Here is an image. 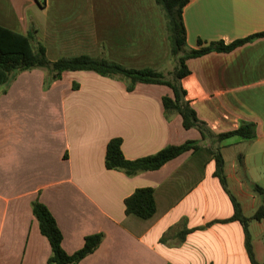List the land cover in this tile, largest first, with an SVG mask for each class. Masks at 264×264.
Returning <instances> with one entry per match:
<instances>
[{"label":"crops","instance_id":"1","mask_svg":"<svg viewBox=\"0 0 264 264\" xmlns=\"http://www.w3.org/2000/svg\"><path fill=\"white\" fill-rule=\"evenodd\" d=\"M182 19L188 49L229 44L264 32V0H189ZM0 25L34 30L33 45L50 60L87 54L129 68H173L155 0H0ZM186 63L185 98L211 132L254 123L252 138L219 143L228 187L251 216L264 206V36ZM43 78L42 69L24 70L0 88V264H46L51 249L31 210L36 199L53 214L67 253L103 233L77 264H251L242 225L223 221L233 207L204 145L132 176L104 165L112 137L127 159L201 139L179 114L165 113L168 86L127 91L123 80L90 70L65 71L46 89ZM144 186L154 190L155 213L126 214L124 198ZM249 231L262 263L264 217Z\"/></svg>","mask_w":264,"mask_h":264},{"label":"trees","instance_id":"2","mask_svg":"<svg viewBox=\"0 0 264 264\" xmlns=\"http://www.w3.org/2000/svg\"><path fill=\"white\" fill-rule=\"evenodd\" d=\"M189 0H155L164 18L165 29L169 44V55L173 68L164 73L149 67L129 68L118 62L104 57H93L87 54L62 56L50 60L46 55L44 46L39 42L33 45L34 33L22 34L0 25V85L5 88L16 75L24 70L39 68L44 71L43 88L61 78L65 71L90 70L101 76L118 78L125 82L127 91H132L136 84H160L171 89V95L162 96V105L166 114L177 113L181 117L185 129L195 128L199 131L201 139L186 140L180 144H169L157 152L135 159H127L121 151V138L112 137L106 144L104 165L107 169L122 171L128 176L139 172L154 170L168 160L177 157L186 151H194L202 145L209 151L214 161L213 175L217 177L221 187L228 195L233 213L223 221L237 220L242 225L244 245L251 264H264L256 261L251 244L249 222L264 217V206L261 205L253 215L245 216L240 203L228 187L224 171V158L219 143L229 137L239 136L249 139L254 136V123L245 122L239 127L220 133H213L201 120L195 110L185 98L186 91L181 85V78L190 70L186 61L212 51L226 52L255 37L264 36V32L252 34L248 37L235 40L229 44L222 41L212 42L198 49L186 47V33L182 19V10ZM257 190L262 189L256 186ZM153 188L150 186L138 187L123 200L126 214H135L141 218L151 217L156 210ZM31 210L35 216L40 233L49 242L51 253L46 264H77L82 258L92 253L103 239L102 232H95L84 237L83 245L72 253H67L62 247V233L48 207L39 200L31 202ZM186 232V231H184Z\"/></svg>","mask_w":264,"mask_h":264},{"label":"rangeland","instance_id":"3","mask_svg":"<svg viewBox=\"0 0 264 264\" xmlns=\"http://www.w3.org/2000/svg\"><path fill=\"white\" fill-rule=\"evenodd\" d=\"M104 58H106V59H109V57H107V56H104ZM2 87V85H0V88Z\"/></svg>","mask_w":264,"mask_h":264}]
</instances>
